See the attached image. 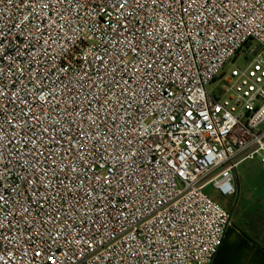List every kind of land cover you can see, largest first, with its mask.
<instances>
[{
  "label": "built area",
  "instance_id": "built-area-1",
  "mask_svg": "<svg viewBox=\"0 0 264 264\" xmlns=\"http://www.w3.org/2000/svg\"><path fill=\"white\" fill-rule=\"evenodd\" d=\"M167 3L155 11L147 3L137 7L136 20L111 10L84 13L89 26L58 39L46 55L24 36L37 35L24 0H0V87L7 93L0 98V193L6 201L0 202V264H45L36 252H49L60 264H213L232 211L205 190L235 198L239 166L257 160L264 167V0H197L188 13L183 9L190 0ZM129 23L130 29L121 27ZM146 32L151 37L142 39ZM130 44L155 61L153 70L132 84L138 95L131 107L104 111L89 124V100L97 106L89 93L97 92L92 82H100L97 57L109 68L119 64L118 55L125 64L138 63ZM21 47L31 48L37 63ZM240 55L243 64L224 72ZM60 81H71L70 88ZM214 84L219 89L209 90ZM53 87L59 89L55 97L49 95ZM97 124L107 142L85 138L94 150L82 158L66 138L80 128L94 133ZM29 175L37 181L33 190ZM40 180L63 194L43 208ZM57 212L68 228L54 242L47 231L52 224L43 219Z\"/></svg>",
  "mask_w": 264,
  "mask_h": 264
},
{
  "label": "snow or ice",
  "instance_id": "snow-or-ice-1",
  "mask_svg": "<svg viewBox=\"0 0 264 264\" xmlns=\"http://www.w3.org/2000/svg\"><path fill=\"white\" fill-rule=\"evenodd\" d=\"M27 6L32 10V17L37 20V22L32 26L36 36H32L31 33L25 31V37H31L32 43H39V48L41 53L50 55L49 49L56 46L57 40L63 38L68 33H72L76 35L82 32L84 27H88V21L85 18L84 13H87L90 17L93 13L99 14V12L108 13L110 10L117 14V18L122 15H129L133 17V20H136V17L139 15L136 12V8L143 10L145 4H149V6L153 7L155 11L161 5H164V0H24ZM184 0H168L166 7H177L182 4ZM197 3V0H190L187 8H184V12L188 13L192 11V4ZM129 7L133 8V12H128L127 9ZM25 19H28L27 17ZM83 22V24H82ZM138 23H142V21H137ZM163 23H167V21H163ZM18 26V25H17ZM111 26V25H110ZM123 27L125 30L130 29L131 23L124 24ZM162 27V24H161ZM118 31V29H117ZM164 31H167L164 29ZM53 33L56 35L54 36ZM4 30L0 27V41H2L4 36ZM151 32H146L142 39L151 37ZM39 37H44V39L39 40ZM119 43V42H117ZM3 48L4 45L0 42V61L3 60ZM129 50L136 54V58L138 63L130 60L127 64L124 63L123 57L118 55L119 64L115 67L109 68L106 64L104 56H98L97 60L100 61L99 69V83L92 82V86L97 89L96 93H89L90 96L94 97V101L96 103V107H93V100H89L88 102V110L91 115H86L85 119L89 122V124H96V120L103 119L104 111H112L116 112L117 109H125V104L127 103L128 107H131L132 102H135L136 97L138 95L137 90L132 88V84L137 82L140 79L141 75L147 76L149 71L153 70L155 61L149 57L147 60L144 59L143 56L139 55V52L135 48L134 45L129 46ZM116 49L113 47L110 51H106L105 55H109L111 52H115ZM156 49L153 48V53H156ZM20 52H27L28 59L31 60L33 64L37 63L36 56L33 50L29 47H21ZM162 54V53H161ZM23 58V57H22ZM144 65L143 68H140L139 65ZM117 68H119V72H117ZM106 69V72H105ZM24 67H19L18 71L23 72ZM57 73L63 71L67 73V69H61L57 67L55 69ZM3 69L0 68V77H2ZM87 75V74H85ZM105 75H112V80L105 82ZM127 76V79L125 78ZM55 83V81L53 82ZM60 84H63V81H60ZM71 85V81L69 84H63L65 89H69ZM80 87H84V84L81 83ZM59 89L57 87H53L50 96L55 97ZM7 93L4 91L2 87H0V98H3ZM42 101L45 100L44 96L40 97ZM76 99L72 98L71 103L75 104ZM126 110V109H125ZM69 113L65 110V115ZM79 115V113H77ZM8 124H12V120L5 117ZM120 119H123L120 117ZM115 121H113V124ZM2 128V126H0ZM47 131V129H45ZM106 136L107 133H104ZM87 140H93L97 143H106L100 136V125L97 124L94 133H90L86 131L84 128H80L79 132L75 137L69 135L66 138V143L71 145L76 151H78L82 158H86L93 150L94 147L92 144L87 143ZM0 142H2V138H0ZM87 149V151H85ZM106 151V149H105ZM43 155V153H41ZM51 155H55L54 153ZM132 156L135 153L131 154ZM49 166L55 172L57 167L56 160H50ZM35 171V169H33ZM63 171V169H61ZM72 171H75L73 168ZM43 174H47V170H43ZM28 185L29 190H33L35 188L36 180L32 178L31 175L25 178ZM96 180L99 181L100 177L97 175ZM111 179L105 177L104 183L111 184ZM41 185L44 188V193H39L37 195L38 201H43L38 203L40 208L44 207V202L48 200H52L55 202L57 197H62L63 194L56 191V189L51 185V183L47 180H40ZM81 186H83V181H81ZM68 187V186H66ZM72 191L71 188L68 189ZM54 195H46L45 193H52ZM0 202H6L5 197L2 193H0ZM27 212V208L24 209ZM67 219V218H66ZM53 221L55 223H53ZM49 223L52 224V227L49 228L48 235L55 242L60 239L65 238L66 231L68 225L65 222L63 226H60V214L57 212L56 215L52 216L51 214H46L43 219V224L46 226ZM176 231V229H174ZM179 231H183V229H179ZM36 256H44L45 264H60L57 260L56 256L49 252H36Z\"/></svg>",
  "mask_w": 264,
  "mask_h": 264
},
{
  "label": "crops",
  "instance_id": "crops-1",
  "mask_svg": "<svg viewBox=\"0 0 264 264\" xmlns=\"http://www.w3.org/2000/svg\"><path fill=\"white\" fill-rule=\"evenodd\" d=\"M241 166V173L243 175L244 182L241 189L238 181V174L236 172L235 185L237 195L233 198L234 202H231L232 209L230 210L233 213L239 203L249 205V207L251 206L253 210L249 214L247 213V215H249L248 219L254 222H257L258 220L262 223L261 215L263 212L260 208L263 206L262 204L264 202V167L257 160L244 162L239 166V168ZM246 223H248V220ZM248 233L251 234L250 231H248ZM259 238L260 240L257 238L255 239L264 246V229H262V234Z\"/></svg>",
  "mask_w": 264,
  "mask_h": 264
},
{
  "label": "trees",
  "instance_id": "trees-1",
  "mask_svg": "<svg viewBox=\"0 0 264 264\" xmlns=\"http://www.w3.org/2000/svg\"><path fill=\"white\" fill-rule=\"evenodd\" d=\"M213 264H264V246L235 226L227 230Z\"/></svg>",
  "mask_w": 264,
  "mask_h": 264
},
{
  "label": "rangeland",
  "instance_id": "rangeland-1",
  "mask_svg": "<svg viewBox=\"0 0 264 264\" xmlns=\"http://www.w3.org/2000/svg\"><path fill=\"white\" fill-rule=\"evenodd\" d=\"M243 60L244 58L242 55L238 56L234 61H232L231 63L227 65L224 72L227 73L231 67H240L243 64ZM208 89L216 90V89H219V87H218V84H214V85L209 86ZM241 169H242V166L237 169V174H238L239 185H240V188L242 189L244 178L241 173ZM205 192L212 200H214L216 203H218L223 208L228 209L229 211L230 209H232V203L234 202L233 198L221 197L211 187H208L205 190ZM262 205L263 206H261L260 208L261 211L263 212L261 215L262 223H260V221L258 220L257 222H254L248 219L249 215H247V213L249 214L253 210L251 206L249 207V205H243L239 203L232 213V222H231L230 228H234L236 226L244 231H247V232L250 231L254 238H257L260 240L259 236L262 234V229H264V223H263L264 222V202ZM245 220L246 221L248 220V223H246Z\"/></svg>",
  "mask_w": 264,
  "mask_h": 264
}]
</instances>
